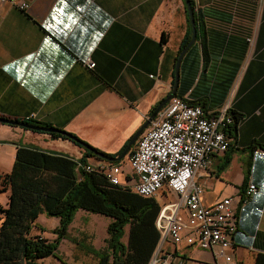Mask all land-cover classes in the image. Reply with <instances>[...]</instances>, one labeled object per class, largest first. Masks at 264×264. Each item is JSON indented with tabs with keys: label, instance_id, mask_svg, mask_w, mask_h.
<instances>
[{
	"label": "crops",
	"instance_id": "crops-1",
	"mask_svg": "<svg viewBox=\"0 0 264 264\" xmlns=\"http://www.w3.org/2000/svg\"><path fill=\"white\" fill-rule=\"evenodd\" d=\"M24 1L23 11L0 3V116L48 124L115 155L171 88L190 35L183 0ZM189 2L195 35L179 61L175 96L197 102L206 117L238 115L225 130L226 151L194 176L203 205L230 199L236 230L223 249H200L185 230L161 250L188 264H253L264 254V0ZM18 146L83 155L67 139L0 124V178ZM119 179L131 185L136 177L120 167ZM248 183L255 190L241 202ZM6 197L0 191L1 206ZM175 197L166 187L152 196L158 206Z\"/></svg>",
	"mask_w": 264,
	"mask_h": 264
},
{
	"label": "trees",
	"instance_id": "trees-1",
	"mask_svg": "<svg viewBox=\"0 0 264 264\" xmlns=\"http://www.w3.org/2000/svg\"><path fill=\"white\" fill-rule=\"evenodd\" d=\"M188 39L189 33L182 39L178 51ZM230 115L232 124L229 128L234 129L238 115ZM20 121L50 126L29 119ZM48 134L81 147L64 134ZM120 151L107 155L116 156ZM86 158L98 159L85 149L75 160L36 148H16L9 172L0 178L1 190H7L5 206L0 208V264H45L44 258L57 257V243L65 238L67 226L78 209L109 219L102 250H86L95 257L94 264H148L158 242L154 226L158 203L152 197H143L128 188L110 184L102 174L75 170L76 162L84 163ZM119 161L113 163L119 165ZM41 213L58 219V225L53 229V242L47 243L41 236L30 233ZM124 231L126 238L122 241ZM253 264H264V254H256Z\"/></svg>",
	"mask_w": 264,
	"mask_h": 264
},
{
	"label": "built area",
	"instance_id": "built-area-1",
	"mask_svg": "<svg viewBox=\"0 0 264 264\" xmlns=\"http://www.w3.org/2000/svg\"><path fill=\"white\" fill-rule=\"evenodd\" d=\"M0 3L19 11L26 8L24 0H0ZM82 64L87 69L94 67L89 58ZM231 124L232 117L225 110L206 117L199 105L174 96L158 110L125 155L136 177L131 185L120 181V166L113 162L92 158L84 163L76 162L75 170L102 174L110 184L128 188L143 197H152L162 187L175 193L173 201L159 205L154 219L158 242L148 264H188L161 250L166 237L178 243L185 230L191 234L187 241L200 249L230 246L236 230V212L231 208L230 199L203 205L202 190L194 176L198 170L209 168L212 156L226 151L225 130ZM254 190L255 186L248 183L241 202ZM224 259L228 261L230 257Z\"/></svg>",
	"mask_w": 264,
	"mask_h": 264
},
{
	"label": "rangeland",
	"instance_id": "rangeland-1",
	"mask_svg": "<svg viewBox=\"0 0 264 264\" xmlns=\"http://www.w3.org/2000/svg\"><path fill=\"white\" fill-rule=\"evenodd\" d=\"M125 160V156L119 161L122 173L130 171ZM0 185V191L1 190ZM72 227L66 231L65 238L59 239L55 255L57 257H47L42 260L45 264H94L95 257L86 250L93 248L102 250L103 237L106 234L105 228L107 217L89 213L84 210L75 211L72 217ZM35 226L31 229L32 235H39L45 241L54 240L53 229L58 225L56 217L39 214L35 220ZM125 230V229H124ZM124 241V236L122 237Z\"/></svg>",
	"mask_w": 264,
	"mask_h": 264
},
{
	"label": "water",
	"instance_id": "water-1",
	"mask_svg": "<svg viewBox=\"0 0 264 264\" xmlns=\"http://www.w3.org/2000/svg\"><path fill=\"white\" fill-rule=\"evenodd\" d=\"M185 9L187 12V18L189 21L190 26V35L188 41L184 44V46L178 51L174 63H173V73H172V85L170 88V91L156 104V106L152 109V111L149 113V115L146 117V119L142 122V124L138 127V129L128 138L126 141V144L120 151V153L116 156H108L105 153L97 152L94 149L90 148L88 145L83 144L80 142V140L75 137L74 135H71L61 129L51 127V126H42V125H35L31 123H26L20 120L16 119H9L6 117H0V124H7V125H13L18 126L24 129H28L31 131H41L44 133H59L64 134L68 139H71L72 141L79 143L80 146L87 150L88 152L92 153L95 157H97L100 160L108 161V162H116L121 160L126 153L128 152L130 146L134 144L138 136L141 134V132L147 127V125L152 121L154 116L157 114L158 110L172 97L175 96V90L177 86V80H178V66L179 61L183 55V53L186 51V49L191 45V43L194 40L195 30H194V24H193V18H192V10L190 8V2L189 0H183Z\"/></svg>",
	"mask_w": 264,
	"mask_h": 264
},
{
	"label": "flooded vegetation",
	"instance_id": "flooded-vegetation-1",
	"mask_svg": "<svg viewBox=\"0 0 264 264\" xmlns=\"http://www.w3.org/2000/svg\"><path fill=\"white\" fill-rule=\"evenodd\" d=\"M155 116H156V115H155ZM155 116H154V118H155ZM154 118H153V119H154ZM153 119H152V120H153Z\"/></svg>",
	"mask_w": 264,
	"mask_h": 264
}]
</instances>
